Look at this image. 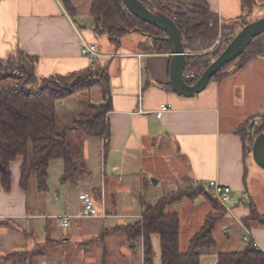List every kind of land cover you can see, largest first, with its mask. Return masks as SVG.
Listing matches in <instances>:
<instances>
[{"label": "crops", "instance_id": "crops-1", "mask_svg": "<svg viewBox=\"0 0 264 264\" xmlns=\"http://www.w3.org/2000/svg\"><path fill=\"white\" fill-rule=\"evenodd\" d=\"M205 1L221 28L233 36L243 25L264 17V0H254L250 12L243 10L240 0ZM91 2L71 0L75 10L70 14L60 0H0V59L17 51L36 58L38 79L66 77L89 68L97 72L106 66L112 100V110L106 116L110 140L105 155L103 140L91 139L82 132L69 136L80 165L73 181L59 182L63 164L55 160L49 165L45 192L37 191L34 179L24 190L20 186L23 159L18 157L9 164L10 188L4 191L0 185V264H143L142 241H129L121 229L138 220L145 205L164 198L145 200L153 187L151 177L158 180L157 184L166 178L177 181L176 190L207 186L210 181L231 189L229 211L213 231L215 248L205 252L199 264H217L219 254L243 250L247 244L243 238L247 236L248 242L264 253V227L251 222L245 227L242 223L250 214V202L264 215V178L260 168L250 171L245 143L237 132L254 116L264 115V59L252 60L244 68L210 82L193 97L179 96L171 86L170 54L140 51L147 37L139 32L125 35L119 47L106 35L95 34L89 15ZM82 4L86 14L78 11ZM81 40L97 50L99 57L92 65L81 55ZM88 102H102L99 89L79 92L59 102L57 118L58 109H62L61 113L72 114L73 123ZM82 105L83 111L79 110ZM162 105L169 110L157 119ZM54 162L56 172L50 177ZM81 193H88L97 212L104 211L107 217L79 218ZM120 196L129 197L122 201ZM196 199L204 202L206 212L192 217L184 226L176 210L194 200L165 209L179 218L181 253L187 251L189 240L212 211L204 198ZM62 215L74 217L68 228L59 226L56 217ZM220 225L223 232L228 230L226 236L237 237L223 251L218 249L214 235ZM229 227L234 228L233 234ZM151 246L156 264H161V245L155 234Z\"/></svg>", "mask_w": 264, "mask_h": 264}, {"label": "trees", "instance_id": "trees-1", "mask_svg": "<svg viewBox=\"0 0 264 264\" xmlns=\"http://www.w3.org/2000/svg\"><path fill=\"white\" fill-rule=\"evenodd\" d=\"M60 1L67 12L74 13L71 0ZM139 1L169 18L179 29L187 53L186 70L196 74L190 84H194L208 68L211 58L219 55L220 51L210 50L219 33L223 34V43L233 36L221 28L217 15L205 0ZM240 2L243 10L248 12L254 7V0ZM89 15L94 22L95 34L106 35L116 47L120 46L125 35L139 32L147 37V41L139 46L140 51L147 54L170 53L166 35L134 17L120 0H92ZM255 59H264V34L254 39L240 57L222 68L210 82L244 68ZM36 62V58L28 57L21 51L0 59V82L12 81V84L0 90V185L4 191L10 188L9 164L18 157L23 159L20 186L24 190L34 179L37 191L45 192L49 165L55 160L63 164L59 182L73 181L80 172V165L69 142L72 133L82 132L91 139L103 140V154L108 151L110 129L106 116L112 110L108 68L105 66L97 72L89 68L66 77L38 79L35 74ZM91 89H99L102 102L86 103L85 110L73 123L63 127L59 125L57 104ZM251 123V127L248 122L237 131L245 143V157L251 155L255 138L264 132V116L252 118ZM245 126L246 129H243ZM199 197L210 204L212 211L205 216L200 230L189 240L187 251L181 253L178 247L179 218L167 214L165 209L183 200L193 201ZM247 206L250 214L243 220L244 226L251 222L264 227V215L256 210L253 203ZM226 213L208 186L202 185L172 193L154 205H145L138 220L121 230L129 241H142L143 264H153L151 236L154 234L160 240L161 264H199L201 256L215 248L213 231ZM217 264H264V253L248 242L239 252L219 254Z\"/></svg>", "mask_w": 264, "mask_h": 264}, {"label": "water", "instance_id": "water-1", "mask_svg": "<svg viewBox=\"0 0 264 264\" xmlns=\"http://www.w3.org/2000/svg\"><path fill=\"white\" fill-rule=\"evenodd\" d=\"M124 7L140 21L151 25L166 35L170 46L171 86L173 91L186 98L193 97L204 91L210 80L225 66L240 57L254 39L264 34V17L243 25L229 45L210 63L197 82L188 85L182 73L186 69V56L179 29L167 17L147 8L139 0H120ZM251 155L258 168L264 171V132L255 138Z\"/></svg>", "mask_w": 264, "mask_h": 264}, {"label": "rangeland", "instance_id": "rangeland-1", "mask_svg": "<svg viewBox=\"0 0 264 264\" xmlns=\"http://www.w3.org/2000/svg\"><path fill=\"white\" fill-rule=\"evenodd\" d=\"M78 11L81 12L82 14H86V13H83V12H85V8H84V5L83 4L79 6ZM233 65H234V63L231 64L230 67H232ZM10 84H12V81H7V82L6 81H4V82L2 81V82H0V90L2 88H4L5 86L10 85ZM79 110L83 111L84 110V106L83 105L80 106V109ZM61 111H62V109H58V123H59V125L62 126V125H65V124L67 125V124L71 123L72 120H73L72 117H71L72 114L61 113ZM260 116H264V115H256L254 117L257 118V117H260ZM250 120L247 121V123L249 122V125L248 126L252 125V123L250 124ZM243 129H246V126ZM243 133H244V131H243ZM245 139H246V137H245ZM70 143H71L72 147L74 148V152H76L75 143L71 139H70ZM94 157H95V152H93V159H94ZM247 159H248V165H249L248 167L250 168V171L252 169H259L256 166V164L254 163V161L252 159V155L248 156ZM55 163L56 162H54L52 164L53 166H51L50 177H51V175H53L56 172L55 171ZM254 167H256V168H254ZM258 171H260L259 173L261 174V179H263L264 178V171L261 170V169H259ZM149 181L153 185V187H152L151 190H149V192H148V194L146 196V199H145L146 201H151L152 198H154L156 200V199H159L160 197H163V196L164 197H167L170 194L175 193L177 191L184 190V189H192L193 188V187H187V188H181V189L176 190L174 188V186H175V183L177 181H173L172 182V180H170L169 178L160 180L159 184L156 183V181H158V180L155 177H151L149 179ZM261 184H262V188H264V183H261ZM172 190H173V192L170 193ZM128 197L120 196L119 199L122 200V201H126L128 199ZM228 206H229V203H228ZM206 209L207 208H206V205L204 204V202L202 200H200V199H196L192 203L190 202V204L188 206H186L185 208L178 207V209L176 211L178 212V215L182 218L181 221H182V225L184 226V223L185 222H187V221L188 222H191L192 221L191 220L192 217H195L196 215H198V217H199L201 214L203 215L206 212ZM136 210H137V208H136ZM214 214H215V212H214ZM109 222H112L113 223V221H109ZM221 228H222V226L220 225L219 228H218V231L216 233H214V235H215V237L218 240L217 241V243H218V249L220 251H223V250H227L229 248V246L234 242V240L237 239V237L232 232L234 230L233 227H229V230L233 234V235H230V236H226L225 233H224V232H226L228 230H226V231L223 232ZM192 229L189 230V231H184L182 233L181 238L185 237V235H187L189 232L193 231ZM138 248H139V251H138ZM137 251H138V254L137 255L140 258V254H139L140 253V247H137ZM154 254H155V250H154ZM156 258H157V256L155 254V256H153V264H156ZM133 264H137V263L135 261H133Z\"/></svg>", "mask_w": 264, "mask_h": 264}, {"label": "built area", "instance_id": "built-area-1", "mask_svg": "<svg viewBox=\"0 0 264 264\" xmlns=\"http://www.w3.org/2000/svg\"><path fill=\"white\" fill-rule=\"evenodd\" d=\"M223 34L219 33L216 41L214 42L213 46L210 50H216L220 51V53L231 43L234 36L229 37L225 40V42H222ZM219 53V54H220ZM81 55L88 59L89 64L92 65L93 61L99 57L97 50L95 46L88 44L86 41L81 40ZM140 58L141 56L138 55ZM214 61V60H213ZM183 78L186 81H193L196 78V74L194 71H184L183 72ZM169 110V107L167 105H162L160 109L156 113L157 119H160L162 115ZM208 189L213 195L214 199L218 204H220L227 212L229 211L228 203L231 199V189L227 186H222L218 184L215 181H210L208 184ZM58 198V193H55V199ZM80 203H81V213L79 215V218L82 219H104L106 218V214L103 211L101 214L97 212V210L94 208L92 199L88 193H81L78 197ZM74 217L72 216H57L56 219L59 223V226L61 228H68L71 225V220ZM243 240L248 243L249 237H244ZM255 247V244L252 243Z\"/></svg>", "mask_w": 264, "mask_h": 264}, {"label": "bare ground", "instance_id": "bare-ground-1", "mask_svg": "<svg viewBox=\"0 0 264 264\" xmlns=\"http://www.w3.org/2000/svg\"><path fill=\"white\" fill-rule=\"evenodd\" d=\"M263 159H264V155H262Z\"/></svg>", "mask_w": 264, "mask_h": 264}]
</instances>
